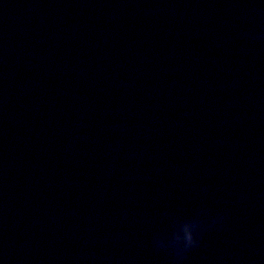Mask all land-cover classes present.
<instances>
[{
	"label": "water",
	"instance_id": "obj_1",
	"mask_svg": "<svg viewBox=\"0 0 264 264\" xmlns=\"http://www.w3.org/2000/svg\"><path fill=\"white\" fill-rule=\"evenodd\" d=\"M260 0H0V261L264 264Z\"/></svg>",
	"mask_w": 264,
	"mask_h": 264
},
{
	"label": "clouds",
	"instance_id": "obj_2",
	"mask_svg": "<svg viewBox=\"0 0 264 264\" xmlns=\"http://www.w3.org/2000/svg\"><path fill=\"white\" fill-rule=\"evenodd\" d=\"M260 5L264 11V0H260ZM249 38L264 40V30L250 33ZM227 215L226 211L211 214L207 207H201L193 215L169 218L165 230L153 236L152 245L165 253L171 250L172 264H183L187 254L199 246L204 233L210 228L222 225Z\"/></svg>",
	"mask_w": 264,
	"mask_h": 264
}]
</instances>
